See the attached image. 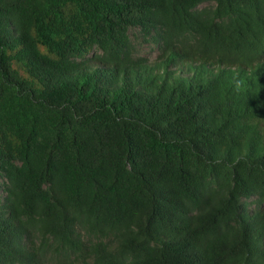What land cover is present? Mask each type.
<instances>
[{"label":"trees","instance_id":"16d2710c","mask_svg":"<svg viewBox=\"0 0 264 264\" xmlns=\"http://www.w3.org/2000/svg\"><path fill=\"white\" fill-rule=\"evenodd\" d=\"M0 264H264V0H0Z\"/></svg>","mask_w":264,"mask_h":264},{"label":"rangeland","instance_id":"374dc122","mask_svg":"<svg viewBox=\"0 0 264 264\" xmlns=\"http://www.w3.org/2000/svg\"><path fill=\"white\" fill-rule=\"evenodd\" d=\"M202 6H207L204 4ZM131 39L137 47L138 53L142 56H147L151 59L156 58L159 50L152 43L147 42L143 36L140 34L137 28L131 29Z\"/></svg>","mask_w":264,"mask_h":264}]
</instances>
